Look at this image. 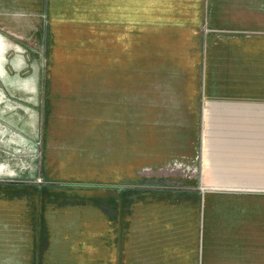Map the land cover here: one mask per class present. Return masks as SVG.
Returning <instances> with one entry per match:
<instances>
[{
  "label": "crops",
  "instance_id": "obj_1",
  "mask_svg": "<svg viewBox=\"0 0 264 264\" xmlns=\"http://www.w3.org/2000/svg\"><path fill=\"white\" fill-rule=\"evenodd\" d=\"M45 1L0 0V24L25 31ZM48 1L62 34L87 31L96 0ZM110 1L102 0L104 15ZM195 2V20L183 28L187 41L167 59L170 72L142 73V0H134L135 42L124 73L55 77L56 107L70 113L65 138L82 152L74 160L69 147L59 148L68 168L62 170L92 175L95 168L82 162L98 160L87 142L98 130L104 177L169 170L175 178L166 190L172 199L159 195L133 207L119 264H264V0ZM203 32L202 59L196 37ZM85 123L87 129L78 127ZM62 124L53 123L54 130ZM7 205L0 201V252L9 250L20 223ZM89 243L86 264H96L95 242ZM65 245L54 237L46 264H70ZM101 251L103 264L115 261V245L110 256Z\"/></svg>",
  "mask_w": 264,
  "mask_h": 264
},
{
  "label": "rangeland",
  "instance_id": "obj_2",
  "mask_svg": "<svg viewBox=\"0 0 264 264\" xmlns=\"http://www.w3.org/2000/svg\"><path fill=\"white\" fill-rule=\"evenodd\" d=\"M102 8V0H96L86 32L62 34L51 23L48 0L31 15L34 22L25 31L0 24V201L17 212L20 222L14 225L16 239L7 241L11 247L0 252V264H46L56 236L69 248L70 264H86L89 240L95 242L96 264H103L101 246L110 256L114 245L117 256L114 262L108 258L109 264H119L135 204L159 195L173 198L166 192L175 180L169 170L104 177L102 131L87 140L92 156L98 149V160L82 162L95 168L92 175L76 177L62 170L68 168L59 148L69 147L74 160L82 152L65 138L71 133L64 123H70V113L56 107L55 77L124 73L126 50L135 42L134 0H111L109 15ZM197 11L195 0H142L137 20L144 75L170 72L167 59L178 54L174 47L180 41H187L183 28L192 25ZM19 20L14 18L15 26ZM103 20L110 21L109 28ZM205 34L196 37L202 59ZM203 69L202 61L199 74ZM53 123L63 124L54 130Z\"/></svg>",
  "mask_w": 264,
  "mask_h": 264
}]
</instances>
